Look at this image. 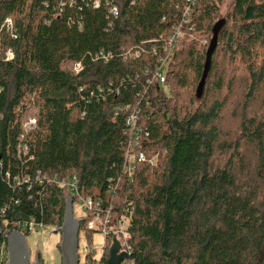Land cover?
Segmentation results:
<instances>
[{
  "label": "trees",
  "instance_id": "trees-1",
  "mask_svg": "<svg viewBox=\"0 0 264 264\" xmlns=\"http://www.w3.org/2000/svg\"><path fill=\"white\" fill-rule=\"evenodd\" d=\"M222 2L196 0L193 38L167 51L171 30L186 29L185 0H115V17L103 2L0 0V25L13 23L1 46L14 54H0V244L22 220L60 227L69 192L51 179L75 175L79 193L109 210L111 229L124 222L131 264H264V0H234L198 98ZM161 69L163 85L152 80ZM30 106L38 117L26 136L32 158L18 160ZM133 110L147 133L140 150L155 162L138 163L130 178ZM18 173L32 177L29 189L12 185ZM94 215L80 217L88 238L99 231L86 227Z\"/></svg>",
  "mask_w": 264,
  "mask_h": 264
},
{
  "label": "built area",
  "instance_id": "built-area-1",
  "mask_svg": "<svg viewBox=\"0 0 264 264\" xmlns=\"http://www.w3.org/2000/svg\"><path fill=\"white\" fill-rule=\"evenodd\" d=\"M86 8L92 7V8H99L101 3L103 2L104 5L108 8V13L110 16H117L118 14V7L115 4V0H80ZM131 4L135 2V0H129ZM75 0H70V3L73 5ZM186 5L183 7L182 15H181V24L186 26V29L183 30L180 27H175L173 30H171L169 34V42L167 45H165L163 48L165 50H169L170 48H173L176 42V39H192L194 34L191 33L193 30V26L189 24V16L192 12V7L194 6L196 0H185ZM4 30L5 32H8L10 35L13 33V23L10 17L4 18L3 22L0 25V34L1 31ZM154 39H156V36L154 35ZM1 39H0V54L3 55L5 61H10L14 58V54L12 50L9 47H2L1 46ZM100 57L103 58L105 61L108 60L109 55L104 54V52H100ZM161 62L164 60L159 59ZM72 64L73 70H78L81 66L79 62H70ZM152 80L159 84L163 85L165 83V74L164 70H156L152 76ZM1 118V116H0ZM37 115H30L28 114L27 117L23 120L22 127H23V134L19 137L18 143L16 145V152L18 155V160H21L22 158L31 159L32 155L29 154V147L27 143L26 136L28 133L33 131L38 122ZM139 119V112L137 110H133L130 112L129 117L127 118V124L129 125V134H130V148L125 153V170L128 172V177H132V173L138 163H149L154 164L155 157L147 158L146 155L140 150V146L143 144V139L145 136H147V133L144 132V130L137 126L136 123ZM22 162V161H21ZM0 167H1V161H0ZM6 179L11 178L9 172L7 171L5 173ZM31 176L29 174L25 173H18L14 175L12 180L13 186H22L27 185L26 187L30 188V182H31ZM34 180L38 183H43L45 181V177H43L40 173H37L34 176ZM51 183H54L55 185L64 188L69 192V196L75 197V202L77 203L81 210L83 212L89 211V212H95L94 218H92L90 221L87 222L86 227L89 230L98 229L99 232H102L104 236H108L112 234V236H115V238L118 240L120 244V251L126 252L128 255L131 253V248L129 246L128 240H129V233L125 230V226L122 224L115 227L108 229L109 226V210H107L104 213V209H101L102 202L99 199H94L91 196L88 195H82L79 193L78 189V179L75 175H72L67 178H54L51 179ZM115 191V186L110 185L108 188L109 193H113ZM73 204V202H72ZM5 209H0V217L3 215ZM103 213V215H101ZM19 229L21 230H28L29 232L32 230L42 229L45 224L42 222H37L33 218H30L28 220H22L19 222ZM56 229V227H54ZM111 243V242H110ZM93 254V253H92ZM100 257L96 258L94 255L90 260H86L85 264H100ZM7 260V250L4 242L0 244V263ZM5 264V263H4ZM121 264H130L127 259H124Z\"/></svg>",
  "mask_w": 264,
  "mask_h": 264
},
{
  "label": "water",
  "instance_id": "water-1",
  "mask_svg": "<svg viewBox=\"0 0 264 264\" xmlns=\"http://www.w3.org/2000/svg\"><path fill=\"white\" fill-rule=\"evenodd\" d=\"M224 22V19L221 18L216 21L212 27V36L206 50L203 72L196 87V96L198 98L203 93L211 56L217 46L218 34L223 27ZM72 205V198L67 196L65 199V210L62 224L55 229V231H58L61 234L59 242V250L61 254L60 264H79L78 233L80 231L81 219L74 216ZM2 233L3 230L0 223V238ZM5 241L7 250V260L5 264H41L39 258H36L33 263L29 261L30 250L26 243L25 234L21 231H12L6 235ZM108 253L109 256L106 264H121L124 259H128L129 257L126 252L120 251V244L115 236H112Z\"/></svg>",
  "mask_w": 264,
  "mask_h": 264
},
{
  "label": "rangeland",
  "instance_id": "rangeland-1",
  "mask_svg": "<svg viewBox=\"0 0 264 264\" xmlns=\"http://www.w3.org/2000/svg\"><path fill=\"white\" fill-rule=\"evenodd\" d=\"M234 0H223L219 8L218 18H223L231 11ZM64 68L71 69L73 68L70 62L63 63ZM167 90L168 87L166 86ZM34 114L37 115L36 107H29L27 115ZM38 120V119H37ZM264 174V168L262 171ZM73 213L76 218H80L83 214L80 206L77 203H73ZM124 222L122 223V226ZM110 229V226H108ZM26 243L33 255H37L41 259V264H60L61 254L58 248V243L61 239V234L58 231H55V228L51 225H46L42 229L32 230L27 235H25ZM105 246V236L102 232L94 231L90 238L80 230L78 233V255H79V264H85V256L89 253L98 258L103 252ZM131 264V263H130Z\"/></svg>",
  "mask_w": 264,
  "mask_h": 264
},
{
  "label": "flooded vegetation",
  "instance_id": "flooded-vegetation-1",
  "mask_svg": "<svg viewBox=\"0 0 264 264\" xmlns=\"http://www.w3.org/2000/svg\"><path fill=\"white\" fill-rule=\"evenodd\" d=\"M30 250V249H29ZM36 258H39V256H38V253H37V255H33V257H32V254H31V251H30V259H29V261L31 262V263H33L34 261H35V259ZM39 260H40V263H41V259L39 258Z\"/></svg>",
  "mask_w": 264,
  "mask_h": 264
}]
</instances>
